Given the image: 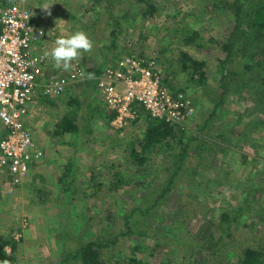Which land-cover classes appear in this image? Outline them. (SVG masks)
Instances as JSON below:
<instances>
[{
    "label": "rangeland",
    "instance_id": "obj_1",
    "mask_svg": "<svg viewBox=\"0 0 264 264\" xmlns=\"http://www.w3.org/2000/svg\"><path fill=\"white\" fill-rule=\"evenodd\" d=\"M157 2L158 11L150 17L137 0H8L30 9L45 31L46 39L39 45L42 54L58 37L83 30L93 48L82 52L73 65H103L104 70L119 56H158L170 84L176 90L186 88L190 99L197 98L195 115L184 124L185 141L196 139L188 152L189 171L180 173L170 197L163 199L157 197L169 183L173 156L184 147L182 151L180 145L170 144L144 154L141 140L147 121L142 118L124 130L114 129L99 110L91 115L90 110L103 102L98 92L95 98L85 86L68 89L67 95L53 100L55 104H36L33 113L47 123L42 139H37L38 145L46 141L44 160L22 185L5 184L9 197L0 203V242L16 245L15 250L6 247L15 256L11 264H84L70 256L96 240L113 244L94 248L104 264H128L131 258L135 264H240L247 245L264 250V66L259 70L264 57L252 48L244 52L240 40L241 53L227 62L223 44L230 42L234 0ZM45 4L52 5L51 15L42 9ZM182 20L184 27L201 33L196 39L200 46L183 44L187 35L177 26ZM182 52L206 63L204 85H195L191 71L180 66ZM45 59L47 77L71 70L57 69L50 57ZM168 62L172 72L166 69ZM222 69L226 84L221 83ZM76 96L82 104L76 117L79 132L53 137L57 124L76 108L69 105ZM199 145L206 149L202 163L195 156ZM133 150L139 159L131 155ZM154 202L156 208L148 215L135 211L132 218L140 223L130 225V230L127 212ZM212 234L224 241L219 244L223 254L231 253L226 259L209 260L213 244L191 242H204Z\"/></svg>",
    "mask_w": 264,
    "mask_h": 264
},
{
    "label": "built area",
    "instance_id": "obj_2",
    "mask_svg": "<svg viewBox=\"0 0 264 264\" xmlns=\"http://www.w3.org/2000/svg\"><path fill=\"white\" fill-rule=\"evenodd\" d=\"M45 39L46 33L30 9L0 3V120L6 129L0 141V175L12 187L22 185L45 157L27 125L38 93L60 98L68 89L88 81V72L80 62L67 74L47 77L45 55L39 51ZM158 70L154 56L124 55L97 76L96 90L103 105L115 114L111 121L114 129L124 130L141 120L137 104L143 105L152 118L176 125H184L195 115L192 100L170 91Z\"/></svg>",
    "mask_w": 264,
    "mask_h": 264
},
{
    "label": "trees",
    "instance_id": "obj_3",
    "mask_svg": "<svg viewBox=\"0 0 264 264\" xmlns=\"http://www.w3.org/2000/svg\"><path fill=\"white\" fill-rule=\"evenodd\" d=\"M138 4H142L146 7L147 12L145 13V15H149L150 17H153L156 13V11H158V2L157 0H137ZM248 5L247 7L244 6L245 0H234V6L236 8H234V14H235V21L232 22L233 28H232V34L230 36V42L229 43H224L223 44V48L224 51L227 53V62L230 61L231 57H235L236 55L239 56V54L241 53L240 48L238 47V43L241 42L240 40H244V46H243V51L247 52L248 48H252L255 49L257 52L259 51V54H261L264 57V0H248ZM1 4H9L8 0H3V2ZM37 23V20H35ZM231 22V20H230ZM184 20L180 21L177 26L178 28L185 33V35H187L184 40H182L185 45H197L200 46L199 42H196V39L199 38L201 36V33L196 31L193 28H186L184 27ZM187 32H189L190 34L188 35ZM252 33V36L247 35L248 33ZM125 33V32H124ZM239 41V42H238ZM163 51V50H162ZM166 52V51H164ZM133 53V52H132ZM133 55V54H130ZM138 57H142V58H149L147 56H138ZM155 59L157 60L158 64H159V70L158 73L160 75V77L162 78L164 84L167 86V88L172 91L173 93H175L176 96H179L180 94H184L187 95V89L183 88L180 86V88H178V90L175 89V87L173 85H171V81H169L165 74H164V70L160 65V58H158V56H154ZM169 63V64H168ZM167 63V71H170V69L173 68V64L168 62ZM179 63L180 66L183 68L184 71H191L190 76H191V80L192 82H194L195 85L197 86H201L204 85L206 83V73H205V67H206V63L204 61H199L196 60L195 58H193L192 56H190L187 52H182L181 53V58L179 59ZM169 65V66H168ZM263 66L264 63L263 61L259 60V70L263 71ZM87 67V66H86ZM102 67H98V65H95L94 67H87L86 70L89 73H92L94 75L93 79H88L87 81V87L93 90V93H95L96 90V78L97 76L103 71ZM253 68V67H252ZM172 72V71H170ZM222 74H223V79L221 80V83L226 84V76H225V70L222 69L221 70ZM233 71H231L232 73ZM260 74V73H259ZM225 86V85H224ZM41 92V91H40ZM44 96V95H42ZM188 96V95H187ZM46 99H50V97H46L44 96ZM193 101V104H196L197 98H193L191 99ZM47 101V100H46ZM69 105L72 107H76L74 109V111H71L69 113L68 116L64 117L62 119L61 122H59L57 124V130L55 131L54 135L56 136H60L63 135L64 133H68V132H79L80 128H79V124L76 121V117L78 115V110H80L82 108V104L80 102V99L78 96L76 97H72L69 100ZM91 103H89L87 106L91 107ZM135 109L139 112V115L142 118H144L147 121V130H146V134L143 138V140H141V144L143 146V150L142 152L144 154H151L153 153L154 149H157L158 147H164L165 145H170V144H174V145H180L182 147V151H183V147L184 150L183 153H178V154H174V165L173 167H170L172 169L171 172V176L169 179V183L166 185V187H164V190L162 192V196H158V199H163V198H169L170 197V193L172 190V186L173 184H175V181L182 177L180 176L182 173H186L189 170L187 169V165L188 164V152L189 149H193L192 148V142H195L196 139L194 137H191L189 139L186 137V129L184 125H176V124H172L169 123L167 121L164 120H160V119H154L151 117V115L148 113V111L146 110V108L143 107V105L141 104H137L135 106ZM91 111V115H95L98 111L96 109L90 110ZM89 113V112H88ZM100 117L102 119H104L105 121L108 122V124L111 125V121L114 119L115 114H112L110 112H108L106 110V112H103L100 114ZM83 122L85 121V119H82ZM139 122V121H138ZM199 139V137H197ZM190 144L189 146H186ZM197 152L195 153V156L200 157L199 158V162L202 163V155H205V146H201L199 145ZM196 148V149H197ZM159 151V150H158ZM132 156L137 157V159H139L141 156L137 153V151L133 150V152H131ZM139 157V158H138ZM140 161L146 162V159H140ZM135 163H137V160H134ZM139 163V162H138ZM186 165V166H185ZM189 166V165H188ZM181 173V174H180ZM102 186V185H100ZM99 186V187H100ZM154 186V183L149 184L148 189L152 190ZM156 199L155 202H158L159 200ZM153 203V205L151 207L146 206V209L143 208V203L135 206L134 210L131 211V213L126 214V220H127V224L128 227L131 230L130 225H135L137 226L138 223H140L135 219L132 218L133 215H135V211L140 212L141 214L144 215H148L150 214L154 208H156V203ZM148 205V204H147ZM150 206V205H148ZM185 211V209H184ZM186 213H188V211H186ZM188 216V215H186ZM121 217V216H120ZM161 217V216H160ZM160 217H158V219H160ZM181 223L180 221L177 220L176 224ZM175 224V223H174ZM133 227V226H132ZM216 227V225H215ZM224 225L220 226L219 229H223ZM173 228V227H172ZM107 230H104V232H106ZM192 239V238H191ZM191 239L189 241H191ZM216 242H215V241ZM97 241V240H96ZM93 241L91 243H89L86 246H83L82 248H80L75 255L71 254V258H76V260H82L84 261V264H104V261L100 258L99 253L94 249L95 247H108L113 245L112 242L106 241L104 243L102 242H96ZM213 241V242H212ZM222 238H220L219 240H217L215 238V236L212 234L210 238L205 239L204 242H198L195 239H193L191 242L193 243H197L198 245H202V246H209L211 244H213L212 248L209 250V254H207L208 259L210 260H223L224 258L226 259V257L229 256V254L231 253H226V255L223 254L222 249L220 248V243ZM209 242V243H206ZM11 246L13 247V250L16 249V245L13 244V242L11 240L8 241H3L0 242V260L3 259H7L9 261L14 260L15 256H10V254H8L7 251H5L6 247ZM132 262L129 261L128 264H135L137 262L136 259L131 258ZM240 264H264V250L263 249H259V247L257 246H253V245H247L246 247L243 248V252L241 254L240 260H239Z\"/></svg>",
    "mask_w": 264,
    "mask_h": 264
},
{
    "label": "clouds",
    "instance_id": "obj_4",
    "mask_svg": "<svg viewBox=\"0 0 264 264\" xmlns=\"http://www.w3.org/2000/svg\"><path fill=\"white\" fill-rule=\"evenodd\" d=\"M51 6L52 5L45 4L42 9L51 15ZM40 35H44L43 31H41ZM54 43L55 46L49 52H45L44 55L45 57H50L54 62V66L63 71H69L73 67L72 62L77 60L82 52H90L93 48L92 40L83 30H78L67 38L58 37ZM93 78L94 75L92 73L87 75V79ZM5 251H7V249H5ZM0 264H11V261L3 259L0 260Z\"/></svg>",
    "mask_w": 264,
    "mask_h": 264
},
{
    "label": "crops",
    "instance_id": "obj_5",
    "mask_svg": "<svg viewBox=\"0 0 264 264\" xmlns=\"http://www.w3.org/2000/svg\"><path fill=\"white\" fill-rule=\"evenodd\" d=\"M39 26V25H38ZM40 27V26H39ZM41 28V27H40ZM94 65L93 64H88V66L87 67H89V68H91V67H93ZM86 67V68H87ZM85 68V67H84ZM85 68V69H86ZM45 71H46V73L48 74V72H50L49 71V69L48 68H46L45 69ZM57 76H60V75H57ZM78 87H86V89L87 90H91V92H93V90L92 89H90V88H88L87 87V83L86 84H78L77 85ZM76 89V88H75ZM96 92H97V90H95ZM70 91L69 90H67L66 91V93H65V95H67L68 93H69ZM96 92H95V98H97V94H96ZM86 93H87V91H86ZM89 93V92H88ZM72 95V94H71ZM73 95H75V94H73ZM51 99V100H50ZM50 99H46L44 96H42V94H41V92H39L38 93V95H37V98H36V103H34L33 105H32V110L30 111V114L28 115V117H27V125H28V127H29V129L31 130V133L33 134V136H34V138H35V140L37 141V139H42V137H41V135H40V132H42L43 131V129H45V127H46V125H47V123H46V121L44 120V118L43 119H40V118H38V113L35 111L34 113H33V111L36 109V107L38 108V107H40L39 105H48V104H55L54 102H53V100H56L57 98H50ZM47 100V101H46ZM49 100H50V103H49ZM98 103V102H97ZM37 104V105H36ZM35 105H36V107H35ZM91 107H92V105H91ZM96 108V107H95ZM96 110H99L100 112H106V108H105V106L104 105H102L101 106V103L99 104V106H97V108H96ZM34 117V118H33ZM48 121V120H47ZM134 125V124H133ZM50 132V131H49ZM48 132V133H49ZM53 133V137L55 136L54 135V132H52ZM6 136V129H5V126L3 125V123L1 122V120H0V141H1V139L2 138H4ZM38 142V141H37ZM39 143V142H38ZM45 144H46V141L45 142H43L42 144L40 143L39 145L41 146V148L44 150V148H45ZM6 177L5 176H1L0 175V203H5V201H6V199H8V197H9V194L7 193H5L6 191H5V189H4V187H5V181H3L4 179H5ZM6 195V196H5ZM4 196V197H3Z\"/></svg>",
    "mask_w": 264,
    "mask_h": 264
}]
</instances>
